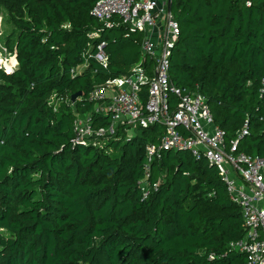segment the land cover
Masks as SVG:
<instances>
[{"label":"trees","instance_id":"1","mask_svg":"<svg viewBox=\"0 0 264 264\" xmlns=\"http://www.w3.org/2000/svg\"><path fill=\"white\" fill-rule=\"evenodd\" d=\"M95 1L0 0L17 61L0 66V264H245L229 245L245 231L241 205L214 163L162 148L147 173L163 123L76 140L77 114L110 122L90 91L152 63L142 32L120 17L107 26ZM170 10V80L206 97L227 143L246 129L238 149L264 156V0H171Z\"/></svg>","mask_w":264,"mask_h":264},{"label":"built area","instance_id":"2","mask_svg":"<svg viewBox=\"0 0 264 264\" xmlns=\"http://www.w3.org/2000/svg\"><path fill=\"white\" fill-rule=\"evenodd\" d=\"M91 13L107 26L112 25L114 17H120L131 28L139 29L142 54L148 55L152 63L145 65L143 58L129 74L108 78L90 91L88 98L94 101V110L109 113L110 122L93 127L90 112L77 114L76 140L94 134H114L120 122L142 126L163 123L159 144L146 146L147 173L149 162L162 148H183L196 158L205 156L217 166L230 198L241 205L245 231L230 241V247L246 253L245 264H264V156L238 149V137L246 129L227 143L224 130L214 122L206 97L170 80L169 54L179 24L167 7V0H96ZM104 44L105 41L98 43L94 57L105 65ZM3 48L9 52L6 45ZM9 55H0V66L10 71L17 61L10 52ZM143 84L147 89L144 103L140 95ZM171 94L177 96L174 109Z\"/></svg>","mask_w":264,"mask_h":264},{"label":"rangeland","instance_id":"3","mask_svg":"<svg viewBox=\"0 0 264 264\" xmlns=\"http://www.w3.org/2000/svg\"><path fill=\"white\" fill-rule=\"evenodd\" d=\"M0 16H1V26H0V55L1 57L3 58H9L10 55H9V52L5 51L4 50V46H5V43H4V37L6 35V33L8 32V30L10 29V25L7 23L6 19L3 17V14L2 12L0 11ZM130 133L134 132V129H130L129 131Z\"/></svg>","mask_w":264,"mask_h":264},{"label":"water","instance_id":"4","mask_svg":"<svg viewBox=\"0 0 264 264\" xmlns=\"http://www.w3.org/2000/svg\"><path fill=\"white\" fill-rule=\"evenodd\" d=\"M170 3H171V0H167V7H168V9H170ZM80 93H81V91L73 92V93L71 94V96H70L71 100L74 101L75 98H76V96H77L78 94H80Z\"/></svg>","mask_w":264,"mask_h":264},{"label":"crops","instance_id":"5","mask_svg":"<svg viewBox=\"0 0 264 264\" xmlns=\"http://www.w3.org/2000/svg\"><path fill=\"white\" fill-rule=\"evenodd\" d=\"M0 26H1V24H0Z\"/></svg>","mask_w":264,"mask_h":264}]
</instances>
